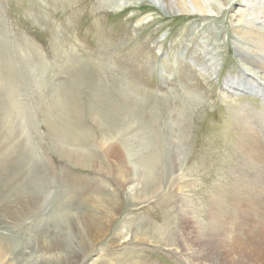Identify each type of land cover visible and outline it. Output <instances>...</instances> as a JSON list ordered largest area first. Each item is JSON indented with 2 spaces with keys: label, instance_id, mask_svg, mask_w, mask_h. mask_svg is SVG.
I'll return each mask as SVG.
<instances>
[{
  "label": "rangeland",
  "instance_id": "rangeland-1",
  "mask_svg": "<svg viewBox=\"0 0 264 264\" xmlns=\"http://www.w3.org/2000/svg\"><path fill=\"white\" fill-rule=\"evenodd\" d=\"M209 2L211 11L185 14L168 13L150 0H0V75H6L0 104L25 146L19 157L37 171L48 211L58 216L53 222L63 225L89 212L95 197L112 198L116 183L60 154L50 116L58 127L65 123L76 134L90 129L99 138L92 114L103 115L114 123L110 136L130 148L129 161L139 169L153 165L161 180L160 193L148 202L128 200L129 193L120 191L113 230L87 264H192L189 254L155 236L164 231V238L181 245L200 228L214 244L213 258L240 259L245 252L230 251L236 235H260L250 227L252 210L243 206L256 192V168L264 166V157L260 164L253 150L247 152L260 147L259 138L264 142V72L242 60L237 47L264 35V0ZM248 27L257 33L238 41ZM91 143L80 148L104 165L98 143ZM176 157L186 183L183 196L172 188ZM2 214L0 227L20 236ZM114 227H123V236ZM135 228L143 235L131 237Z\"/></svg>",
  "mask_w": 264,
  "mask_h": 264
},
{
  "label": "bare ground",
  "instance_id": "bare-ground-1",
  "mask_svg": "<svg viewBox=\"0 0 264 264\" xmlns=\"http://www.w3.org/2000/svg\"><path fill=\"white\" fill-rule=\"evenodd\" d=\"M209 1H204V0H150V2L154 6H158L163 11H166L168 13L177 12V13H185V14L186 13L187 14L205 13L207 11H211L210 9L207 8L208 5H211V2ZM227 1H230V0H219V2H221L222 4L226 3ZM256 31H257V27L256 28L248 27L247 29H245L244 33H242V36L240 35L241 37L240 36L238 37V41H240L243 38L249 39L248 37H252V34L257 33ZM260 35H262V37L260 36L259 39L254 38L252 42L247 43L246 46L243 48H242V45L243 44L245 45V42L240 41L241 43H240V46L237 47L238 48L237 51L238 50L240 51V57L242 60L247 62L255 70L264 72V35L263 34H260ZM8 68H11V67H8ZM3 73L4 72H2V75ZM12 73L13 72H10V71L8 73V76H10V79L12 78ZM2 75H0V86L2 85V82H1L2 78L6 76L5 74L4 76ZM104 86L106 85L104 84ZM112 88L114 87L112 86ZM109 90L110 89H108L107 91ZM112 93L114 94L115 91ZM8 96H11V95L9 94ZM22 96L25 97L24 95ZM57 98H59V96H57ZM61 101H63V99ZM14 104L12 106L16 110V106ZM57 107L59 108V105H57L56 108ZM91 109L92 108H90V111ZM60 110H61V107H60ZM4 111L6 110H4L0 104V211L3 212L1 216L5 220L7 219L8 221H11V224H13L15 228L21 230V235L17 236V234H15L16 233L15 230L7 229V227H4V226L0 227V264H87L86 260L90 256H92L91 254L95 251V248L97 247V245L107 238V234L111 231L112 224L114 220L117 218V215L119 214V211L123 203L120 191L124 193L125 195L129 193L128 194L129 196H126L127 199L137 202V203L148 202L149 200L153 199L160 193L162 184H161V180L157 178L158 176L156 177V172L154 171V169H152L153 165L148 166L147 168L149 169H146V168L139 169L134 163H131L129 161L130 156H131V154H129L130 148L126 146L125 144H123L122 141L115 140L114 137L110 136V132H111V129H113L114 123L113 124H109L108 122L106 123L105 120H102L103 115L99 117L97 114H92L97 124V128L99 131L98 132L99 138H96L95 134L90 129H87V130L84 129L82 134L80 133L76 134L75 132L73 133L72 131H70L69 125L67 126L65 123H62L61 126L58 127L55 121L52 120L54 118L50 116L48 117L49 119L48 127L59 139V142L58 143L56 142V143H57V148L61 152L60 154L65 155L68 159H70L71 161H73L74 163L78 165L84 166L86 168L94 169V170L100 169L102 172L108 174L111 178H113L114 181L111 180L112 184L113 182L116 183V186L115 187L113 186L114 187L113 190H115V194L112 198L95 197V199H92L88 203L89 212L87 213L78 212L71 219L69 218L66 219L65 224L63 225H60V224L58 225L54 223L55 221L58 220L57 219L58 216L55 212H51L50 210L48 211V208H49L48 200H47L48 197L43 192V190L38 186L37 182L39 181V177H38L37 171L36 172L33 171L30 165L24 160H22L21 159L22 157H19L18 149L20 147L21 149H23L25 146H21L22 144L20 145L21 142L19 143L18 141L20 139L17 140L15 134L13 133V124L10 121V119L6 116ZM9 112L11 113V111ZM94 112L95 111H93V113ZM13 115L14 113H12V117ZM110 115H109L110 118L114 117L113 116L114 114L112 116ZM21 116H23V114ZM62 117L64 118V115ZM106 118H108V116ZM22 120H24L23 117L21 121ZM110 121H114V120H110ZM31 124L33 123L31 122ZM94 141L98 143L96 144L99 147L97 149L101 152V154L104 157V162H105L104 165L100 164V160L98 161L96 160V158L94 159L92 154L80 148V144H85V142H87V146L90 147L91 146L90 143ZM259 141H260L259 142L260 147L256 148L255 150L253 149V146H251L252 149H249L247 152H250V150L251 151L253 150V155H252L253 157L252 156L251 157L256 159L261 164L262 161L260 160L263 159L264 157V142H262L261 138H259ZM54 145H53V148H54ZM90 148H92V146ZM175 163H176L175 176L172 181L173 182L172 188H174L177 191V193H179L180 195L183 188L186 187V183L184 181V175L182 174V171L180 169L181 164H180V160L178 159V157H176ZM243 163H244V159H243ZM163 164H164V161H163ZM257 166H260V165H257ZM261 166L262 167L256 168L257 176L255 175L256 178L254 179V182L257 183V184H254L256 186V192L250 195V199L246 200L243 206L244 208H247L248 211L252 210L254 219H253L252 224H250L251 225L250 227L252 229L259 228L258 234L260 235L254 234L251 231H249L246 234H243L242 236L236 235V237L233 240L232 245H230L231 246L230 251L231 252L234 251L233 254H235L236 252H240L238 254L239 256H241V252H245L243 257L241 256L240 259H235L232 256L229 257L230 255L226 253L227 254L226 256L228 257L225 256L222 258H218V257H216V259L213 258L212 253H214L213 252L214 244L211 243L209 239H207L208 238L206 237L207 233H203L205 232L204 229L202 228L199 229V227H198L199 230L196 229L197 233L195 236L189 235L191 233L190 231L192 230L190 228L191 229L189 231L190 233H187V236H185L186 238H184V243L181 245L179 243L176 244V241L172 240L169 237L164 238V235L166 233L164 231L162 234L160 235L158 234L155 236L156 240L161 241L162 239H165L166 244H168L169 246L170 245L174 246L173 247L174 250L180 252L182 255H184V253L189 254L191 257L189 258L187 257V259L191 260L192 264H264V220L261 221L259 219V217L264 216V166L262 164ZM165 168H168V167H165ZM183 181L184 183L182 184ZM116 188H118L119 190L118 192H116L117 190ZM259 212H262L261 216ZM182 223H184L185 225H188V227H191L192 225L188 219L186 222H185V219H183ZM114 231L115 232L117 231L119 235L123 236V233H122L123 227L122 228L114 227ZM192 231H195V229H193ZM131 232H132L131 237L133 238L137 237L138 235H143V233L138 231V229L136 228ZM211 236H213L212 233H211ZM177 238L179 237L177 236ZM261 239L263 243L259 244V242L257 241L258 240L261 241ZM220 244L221 245H219L220 246L219 248L223 247L224 245L226 246L225 239H222V242ZM250 250L252 254H250L251 253ZM231 252L230 254H232Z\"/></svg>",
  "mask_w": 264,
  "mask_h": 264
}]
</instances>
